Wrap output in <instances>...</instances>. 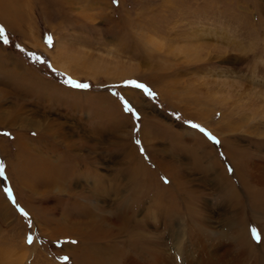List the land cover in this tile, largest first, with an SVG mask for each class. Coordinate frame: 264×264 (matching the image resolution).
Wrapping results in <instances>:
<instances>
[{
  "label": "rangeland",
  "instance_id": "obj_1",
  "mask_svg": "<svg viewBox=\"0 0 264 264\" xmlns=\"http://www.w3.org/2000/svg\"><path fill=\"white\" fill-rule=\"evenodd\" d=\"M0 29V264H264V0H0ZM92 206L109 241L61 234Z\"/></svg>",
  "mask_w": 264,
  "mask_h": 264
},
{
  "label": "bare ground",
  "instance_id": "obj_2",
  "mask_svg": "<svg viewBox=\"0 0 264 264\" xmlns=\"http://www.w3.org/2000/svg\"><path fill=\"white\" fill-rule=\"evenodd\" d=\"M61 60V59H60ZM56 61V68L57 69H59V70H61V71H63V72H65V73H67V74H70V75H72V76H74V77H78L77 76V74L76 73H74L73 72V70H74V67L71 69H68V67H67V63H64V64H62L63 62H59L58 61V58L55 60ZM54 61V62H55ZM264 64V63H263ZM74 65H76V64H74ZM69 67H71V65H68ZM73 66V65H72ZM241 66V65H240ZM264 66V65H263ZM81 65H76V67H75V69H81ZM82 69L84 70V71H88L89 69L88 68H86L85 66L84 67H82ZM81 69V70H82ZM92 71H93V68L91 67L90 68ZM255 69H257V68H255ZM82 72V71H81ZM264 72V71H263ZM89 73H94V71L93 72H89ZM89 75V74H88ZM90 76V75H89ZM92 76V75H91ZM63 91V90H62ZM52 94H54V96H56L57 95V93H60L61 94V96H62V98H64L63 100H65L67 97H70V95H69V93H73V92H66V91H63V92H61V91H52L51 92ZM123 114V113H122ZM3 118V117H2ZM13 118V117H12ZM121 119H123V120H126V117L124 116V114L123 115H121ZM231 126V125H230ZM18 142H22V143H19V144H21V145H23L24 147H25V150H28V152H30L31 150H29V145H28V141H24V140H22V138H20L19 139V141ZM142 143H144L143 141H142ZM145 144H142V146H144ZM35 147V146H34ZM22 149H23V147H21ZM24 150V149H23ZM135 151H137V153H138V155H139V157H140V159L142 158L141 156H140V154H139V151H138V149H137V147H136V149H133L132 148V153L133 152H135ZM46 155V154H45ZM45 155H44V158H43V167H42V170L40 171V173H41V175H40V179L38 180L37 178H36V176H38L39 175V172L38 173H33V174H31V175H27V174H21V168H18V172H19V174H18V176H19V178L21 179V181H22V185L25 187V188H27V189H33V188H35V189H39V187H42V186H49V188H48V190H47V193L46 194H52V193H55V192H59V191H62V190H65L66 188H68V186H69V183L66 185V183H67V180L65 179V177L63 178L62 177V175H56V173H55V171H54V169H53V167H52V165H51V167L50 166H47V167H45L44 165H45V163L47 162V160L49 159V158H47V155H46V158H45ZM231 156H233V155H231ZM30 157V156H29ZM129 157H132V156H129ZM29 159L30 158H28V157H26L25 159H21V160H19L18 161V164H17V166L18 167H23V165H25V167H26V164H27V162L29 163ZM143 159V158H142ZM137 160H138V158H137ZM138 164H140L139 162H137ZM234 163V162H233ZM142 164V163H141ZM159 168L160 169H162L161 167H162V163H160L159 165ZM164 166V165H163ZM235 167V166H234ZM164 168V167H163ZM165 168H167V167H165ZM164 168V169H165ZM163 170V169H162ZM27 171V170H26ZM165 171V170H164ZM171 178L173 177L172 175L173 174H171V173H169L168 174ZM173 178H175V177H173ZM170 179V178H169ZM26 185H27V187H26ZM180 185V184H179ZM170 186V185H169ZM181 187V186H180ZM106 190H107V188H106ZM66 192V191H65ZM106 192V191H105ZM107 194H108V192H107ZM1 200V199H0ZM6 202L7 203H1V207H0V209L1 210H3V212H4V210H5V213H3L5 216H7V217H9L12 213V206L10 205V203L6 200ZM99 207V206H98ZM98 207H94V206H92L91 208H90V211H88L87 210V208L86 209H84V208H82L83 209V211H82V213H83V215L84 216H86V217H88L89 218V221L88 222H86V223H83V221H74L73 222V224H71V225H73V226H69V221H70V219L67 217H63L64 219L62 220V222H63V224H62V230H63V232L61 233V234H64V235H66L67 234V236L66 237H68L70 234H73L74 235V233H81L82 231H84V227H80L79 228V226L81 225H85L86 226V230H87V232H88V235L90 236V237H93V238H95V239H104V240H108V237L109 236H106V234L105 233H107L108 234V232H110V228H106L105 226H101L102 225V223L103 222H105L106 220H109V218H104V217H102L100 214L98 215L97 214V211L99 212V213H101L102 214V212H100V211H102L101 209H100V207L98 208ZM1 212V211H0ZM7 213V214H6ZM33 215H34V212L32 213ZM80 215V214H79ZM82 215V214H81ZM92 217V218H91ZM96 218V219H95ZM98 222H101V223H98ZM108 222V221H107ZM98 225H100L99 227H98ZM106 226H109L108 224H106ZM103 227V231H104V233L103 234H100V236H99V234H96V233H98V232H100L97 228H102ZM61 230V231H62ZM99 236V238H98V236ZM81 236V235H80ZM82 237V236H81ZM80 237V238H81ZM109 241V240H108ZM106 242V241H105ZM96 246V245H95ZM93 248V247H92ZM98 248V247H97ZM96 249V248H95ZM100 251V250H99ZM103 252V251H102ZM75 253V252H74ZM96 254H97V252H96ZM75 255V257L76 256H78V258H79V260H80V264H114L115 263V261H114V257L113 258H110V256L109 255H104L103 257H101V255L100 256H93V257H91V254L90 255H85L84 254V256H82V254L80 255H78L77 253H75L74 254ZM110 255H111V253H110ZM91 257V258H90Z\"/></svg>",
  "mask_w": 264,
  "mask_h": 264
},
{
  "label": "crops",
  "instance_id": "obj_3",
  "mask_svg": "<svg viewBox=\"0 0 264 264\" xmlns=\"http://www.w3.org/2000/svg\"><path fill=\"white\" fill-rule=\"evenodd\" d=\"M10 4V3H9ZM6 10H10V12H12L13 10H15V8L12 6V5H10V6H8L7 8H5ZM65 54V53H64ZM66 58H68V56H66V54L64 55ZM61 59V60H60ZM58 61L59 62H63L62 64H64V63H67V64H69V65H72V64H76V65H81L82 67H86L87 68V65H85V63H84V61H77V60H72V61H67L66 59H64V57H59V59H58ZM82 67H81V69H82ZM80 68L78 69V70H81ZM81 71H84L83 69L81 70ZM158 158H161L162 160H170V158L168 157V156H166V155H164V154H162V155H158ZM42 187H44V186H42ZM42 187H39V188H42ZM45 188L48 190V188H49V186L47 187V186H45ZM26 189V191H29V192H34L35 194H37V193H39V189L37 190V189H35V188H33V189H30V190H28L27 188H25ZM50 189V188H49ZM47 190H45L41 195H50V194H46L47 193ZM22 195V194H21ZM27 206H29L27 203H25ZM35 214V213H34ZM62 220H63V218H62ZM47 223H49L48 221H46ZM62 222V221H61Z\"/></svg>",
  "mask_w": 264,
  "mask_h": 264
},
{
  "label": "snow or ice",
  "instance_id": "obj_4",
  "mask_svg": "<svg viewBox=\"0 0 264 264\" xmlns=\"http://www.w3.org/2000/svg\"><path fill=\"white\" fill-rule=\"evenodd\" d=\"M0 36H3V30L2 29H0ZM49 43H51V41H50V38H49ZM69 83H71V82H69ZM75 87H87V85H79V84H77V85H74ZM136 87H142L141 85H136ZM151 93H149V95H150ZM128 111H131V109L129 108V109H127ZM0 171H2V170H0ZM253 238L254 239H256L257 238V236H256V234L254 233V235H253ZM32 242V238L31 237H29L28 238V243H31Z\"/></svg>",
  "mask_w": 264,
  "mask_h": 264
}]
</instances>
